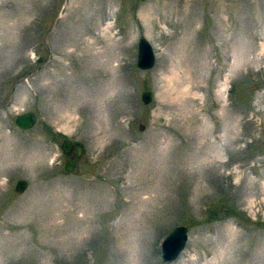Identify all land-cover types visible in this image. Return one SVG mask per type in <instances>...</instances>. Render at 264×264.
I'll list each match as a JSON object with an SVG mask.
<instances>
[{
  "label": "rangeland",
  "instance_id": "rangeland-1",
  "mask_svg": "<svg viewBox=\"0 0 264 264\" xmlns=\"http://www.w3.org/2000/svg\"><path fill=\"white\" fill-rule=\"evenodd\" d=\"M0 264H264V0H0Z\"/></svg>",
  "mask_w": 264,
  "mask_h": 264
},
{
  "label": "water",
  "instance_id": "water-1",
  "mask_svg": "<svg viewBox=\"0 0 264 264\" xmlns=\"http://www.w3.org/2000/svg\"><path fill=\"white\" fill-rule=\"evenodd\" d=\"M63 11V10H62ZM60 11V13H62ZM137 59L135 62L136 67L140 68L141 71L144 69H149L153 67V60L155 56L152 53L151 45L144 39H139L137 41ZM151 93L148 90H144V92L140 93L141 102L143 105L148 103L151 100ZM35 113H31L30 111L21 113L16 116L15 124L21 129H29L35 124ZM138 128L142 129V126L139 125ZM61 145H59L60 150L64 154H70L73 150L75 152V157H78L82 151L79 145L73 146V142L69 140L61 141ZM74 162L72 160H67L65 166H63L64 171H70ZM27 187V181L24 179H19L16 184L14 190L16 192H23ZM187 228L184 226H175L172 228V231L167 233L163 238L162 242L159 244V250L161 251L160 260L164 262H173L176 256L179 253H182L185 242H187Z\"/></svg>",
  "mask_w": 264,
  "mask_h": 264
},
{
  "label": "flooded vegetation",
  "instance_id": "flooded-vegetation-1",
  "mask_svg": "<svg viewBox=\"0 0 264 264\" xmlns=\"http://www.w3.org/2000/svg\"><path fill=\"white\" fill-rule=\"evenodd\" d=\"M73 152V151H72Z\"/></svg>",
  "mask_w": 264,
  "mask_h": 264
}]
</instances>
